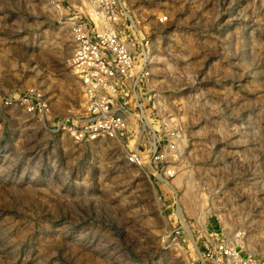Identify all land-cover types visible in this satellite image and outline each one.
<instances>
[{"label": "rangeland", "instance_id": "1", "mask_svg": "<svg viewBox=\"0 0 264 264\" xmlns=\"http://www.w3.org/2000/svg\"><path fill=\"white\" fill-rule=\"evenodd\" d=\"M91 11L152 60L138 103L179 137L157 168L127 158L137 120L93 142L63 126ZM0 264H264V0H0Z\"/></svg>", "mask_w": 264, "mask_h": 264}, {"label": "built area", "instance_id": "2", "mask_svg": "<svg viewBox=\"0 0 264 264\" xmlns=\"http://www.w3.org/2000/svg\"><path fill=\"white\" fill-rule=\"evenodd\" d=\"M90 1L98 6L115 2ZM106 13L91 11L93 25L89 27L84 21L74 23L76 48L71 65L82 87L83 108L72 124L63 126L77 141L93 142L131 134L132 122L137 120L142 138L135 135L133 141H138L142 150L129 149L127 158L134 165L141 166L147 160L157 168L158 164L176 158L179 137L173 131L163 137L160 130L148 123L144 108L138 103V94L141 80L148 81L150 77L152 60H131L128 46L117 32L102 27ZM141 48L147 59L148 42L141 43ZM230 251L225 244L219 243L213 251L208 249L207 256L212 263L222 262L233 256Z\"/></svg>", "mask_w": 264, "mask_h": 264}]
</instances>
